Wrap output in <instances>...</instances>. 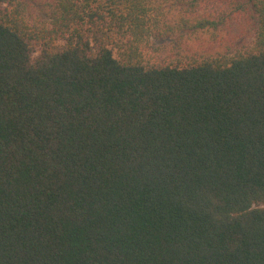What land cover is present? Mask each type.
<instances>
[{
	"label": "trees",
	"instance_id": "16d2710c",
	"mask_svg": "<svg viewBox=\"0 0 264 264\" xmlns=\"http://www.w3.org/2000/svg\"><path fill=\"white\" fill-rule=\"evenodd\" d=\"M0 264H264V0H0Z\"/></svg>",
	"mask_w": 264,
	"mask_h": 264
},
{
	"label": "rangeland",
	"instance_id": "374dc122",
	"mask_svg": "<svg viewBox=\"0 0 264 264\" xmlns=\"http://www.w3.org/2000/svg\"><path fill=\"white\" fill-rule=\"evenodd\" d=\"M226 39H228V37L226 36L225 37V40H224V43H227V41H226ZM209 39L207 38V36H205L204 38H201V39H198V38H191V39H189L188 40V44L191 46V47H193V48H198L199 47V45H205L206 47H208L207 45L209 44L207 41H208ZM221 41L220 40H218V41H216L215 43H217L216 44V48H219V47H224V44H221L220 43ZM170 45H172V44H170ZM169 48H171V46H169Z\"/></svg>",
	"mask_w": 264,
	"mask_h": 264
}]
</instances>
